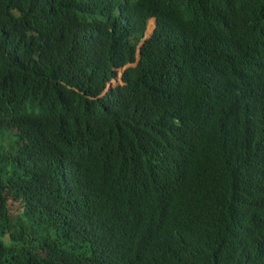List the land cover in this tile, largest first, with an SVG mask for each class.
<instances>
[{
    "label": "trees",
    "instance_id": "obj_1",
    "mask_svg": "<svg viewBox=\"0 0 264 264\" xmlns=\"http://www.w3.org/2000/svg\"><path fill=\"white\" fill-rule=\"evenodd\" d=\"M262 95L264 0H0V264H264Z\"/></svg>",
    "mask_w": 264,
    "mask_h": 264
},
{
    "label": "clouds",
    "instance_id": "obj_2",
    "mask_svg": "<svg viewBox=\"0 0 264 264\" xmlns=\"http://www.w3.org/2000/svg\"><path fill=\"white\" fill-rule=\"evenodd\" d=\"M147 25H148V29H150V34L153 35L154 31H155L156 28H157V18H156V17L150 18V19L148 20V22H147ZM181 48H182V50H183V53H184L186 56H189V55H190V54L187 52V50L184 49L183 46H182ZM262 62H263V60H262L261 58L257 59V60L252 64V67H251V68H253V67H259V66L262 64ZM122 64H123V66L119 68V74H118L119 76H117L116 78H114V79L109 83L108 88H107V90H106L105 93H107L108 91L112 92L113 90H115L114 88H115L116 86L120 85V84L115 85L116 80H117V82L122 81L121 84H125L124 77L127 76V73H126L125 69L129 68V67H130V64L126 63V61H123ZM237 80H238V82H240V81H241V78H238ZM95 99H97V98L95 97ZM260 101H261V103L264 105V96H263V95L260 96ZM233 111H234L235 113H237L236 109H233ZM146 220L149 221V222H151L152 227L149 228V229H147L146 231H143V230L140 229V225L143 223V221H146ZM157 227H158V223H157V222H153V221H150V220L147 219V218H143V219L141 220V222L139 223V225H138L137 232L135 233V234H139L141 237L139 238V237H136V235H135V238L137 239V241H139V240H144V239H146L147 235L150 234V233H151L153 230H155ZM88 232L91 234V236H93V237H98V236H100V235L102 234L103 231H102V229H101L100 227H97V226H91V227L88 228ZM85 237H86V236H85ZM196 241H198V242H203V241H204V238H198V239H196ZM91 243H92V242H91V239L88 238V237H86V244H87L88 246H90V248H91V252H90V253H85V251L83 250V252H82L83 254H85V255H89V254H91V253H96V250H95L94 246H93ZM170 243H171V241H170ZM166 252H167V253H173V252H174V249H173V247H172V244H169V245H168V247H167V249H166ZM200 255H202L201 250H200L199 248H194V249H193V257H195V258H199ZM109 261H110L109 258L106 257V258L104 259V261H103V264H109V263H110Z\"/></svg>",
    "mask_w": 264,
    "mask_h": 264
},
{
    "label": "rangeland",
    "instance_id": "obj_3",
    "mask_svg": "<svg viewBox=\"0 0 264 264\" xmlns=\"http://www.w3.org/2000/svg\"><path fill=\"white\" fill-rule=\"evenodd\" d=\"M122 81H119L117 82L116 80V83L115 85H118V84H121ZM13 208H12V214L14 217H17V215L22 211L24 210L23 208V203L20 202V201H13ZM152 227V224L151 222L149 221H143V223L140 225V229L143 230V231H146L147 229L151 228ZM147 238V237H146ZM84 251L85 253H90L91 252V248L90 246H88L87 244L85 245V248H84Z\"/></svg>",
    "mask_w": 264,
    "mask_h": 264
},
{
    "label": "bare ground",
    "instance_id": "obj_4",
    "mask_svg": "<svg viewBox=\"0 0 264 264\" xmlns=\"http://www.w3.org/2000/svg\"><path fill=\"white\" fill-rule=\"evenodd\" d=\"M98 18H99V17H98ZM100 19H101V18H100ZM110 32H111V31H110ZM110 32H109V33H110ZM73 189H74V188H73ZM173 191H174V189H173ZM177 193H178V192H177ZM175 194H176V193H175ZM239 220H240V219H239Z\"/></svg>",
    "mask_w": 264,
    "mask_h": 264
}]
</instances>
